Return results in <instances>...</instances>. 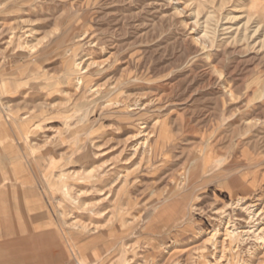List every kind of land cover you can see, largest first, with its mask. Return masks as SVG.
I'll return each instance as SVG.
<instances>
[{
    "label": "rangeland",
    "instance_id": "1",
    "mask_svg": "<svg viewBox=\"0 0 264 264\" xmlns=\"http://www.w3.org/2000/svg\"><path fill=\"white\" fill-rule=\"evenodd\" d=\"M47 152L93 171L61 186L70 162ZM14 179L35 192L11 216H44L38 233L124 216L122 234L79 241L88 264H217L205 240L246 219L233 196L264 201V0H0V182ZM13 231L14 264H45ZM228 252L264 261L254 242Z\"/></svg>",
    "mask_w": 264,
    "mask_h": 264
},
{
    "label": "crops",
    "instance_id": "2",
    "mask_svg": "<svg viewBox=\"0 0 264 264\" xmlns=\"http://www.w3.org/2000/svg\"><path fill=\"white\" fill-rule=\"evenodd\" d=\"M24 121L27 120V117L22 118ZM58 133V132H57ZM59 134V133H58ZM45 158H51L52 160L50 161L51 163L54 162L56 159L59 160H65L69 161L70 163L68 166H70V169L68 171H62V173L59 176V182L61 183V186H63V181L64 178L65 180L71 182V177L72 174L74 173H81L82 176H87L88 172L93 171V169H89V155L87 156H71V157H51L49 152H47L45 155ZM43 159V158H41ZM80 164L82 166L81 171H76L73 169V167L76 166V164ZM50 166V165H49ZM51 167V166H50ZM53 172L54 169L52 167L50 168ZM50 170V171H51ZM112 169L108 170L107 172L104 173L103 170H98L94 176L95 181H104L105 176L108 174L109 171ZM103 171V172H102ZM104 173V174H103ZM11 183H8L7 185L0 182V199L2 198H7L9 197V203L8 207H2L0 210V229L3 231L1 232V237H0V264H14V260H16V253H15V241L14 237L17 235L14 231L13 228H20L22 229V232L19 233V236L17 238H22L21 240L17 241V245L23 246L19 250L21 251L25 257L28 260H35L37 258H41V260L45 261V264H88V262L85 261V259L82 257H78L80 253V249L78 247L79 241H86L89 239L90 236L93 235H98L101 234L103 236L110 234L111 232L118 231L122 234L124 230L122 229V226H119V222H123L124 216L122 215L121 217L118 216V214L114 213L111 214L109 213V209H105L103 212H101V216L97 218L99 224L101 227H103L101 232L98 231H93L92 227H87L86 229L88 230H77L74 226L73 223H71L68 226V230H60L59 228L54 230V231H41V233L36 232L35 229L39 227H34V224H38L40 220L42 219L39 218V220L34 217H30L26 214L22 215V217H13L11 216V209H21L20 207L23 206L24 204L22 203L21 200H18V196L24 197V196H30L34 194L33 189H26L24 186H26L25 182L21 179H14L11 180ZM90 181V180H89ZM70 185V188H74L75 186ZM90 185V183L88 182ZM6 185V186H5ZM83 187H88L85 186V182H82ZM69 186V185H68ZM2 188V189H1ZM84 191L85 190H80ZM255 192H247L243 194H235L233 197H238V196H252L254 195ZM86 196H77L80 198V202L82 204V208L86 207L88 203H86L85 200ZM17 200L16 202H12L10 198ZM64 214L67 211V209H72V214H76L73 212L74 206L67 205L66 203L63 206ZM4 210V212L2 211ZM106 213V214H105ZM3 214V217L1 216ZM83 214L85 218H90L93 217L92 215H88L86 213H79ZM105 214V216H103ZM6 215V216H5ZM66 215V214H65ZM114 217V218H113ZM116 218V225L108 226L109 223ZM83 219V218H82ZM89 223H93V221L85 222L84 225L88 226ZM108 224V225H107ZM20 225V226H19ZM66 225V223H65ZM134 227V226H133ZM8 230V231H7ZM178 253L179 251H174V253ZM20 255V254H19ZM18 255V256H19ZM17 256V257H18ZM74 256V260H73ZM24 257V256H23ZM16 258V259H15ZM18 258H21L18 257Z\"/></svg>",
    "mask_w": 264,
    "mask_h": 264
},
{
    "label": "bare ground",
    "instance_id": "3",
    "mask_svg": "<svg viewBox=\"0 0 264 264\" xmlns=\"http://www.w3.org/2000/svg\"><path fill=\"white\" fill-rule=\"evenodd\" d=\"M144 129H146V127H144ZM250 197L251 196L239 197L237 202L233 205V209L238 206V209H241L246 215V219L243 220V226L236 225V221L238 219H233L230 214H226L227 212L223 211L221 213L226 215L224 216V221L221 224L222 227L217 231L210 233L209 237L205 240L206 243L209 245L211 244L210 246H212L214 253L213 256H215L217 264L230 263L227 260V253H229V247L235 243L241 242L242 244H251V242H254L260 246V250H264V201L257 198V200H253L248 203ZM105 214L103 215L105 216ZM261 264H264V261L261 262Z\"/></svg>",
    "mask_w": 264,
    "mask_h": 264
}]
</instances>
